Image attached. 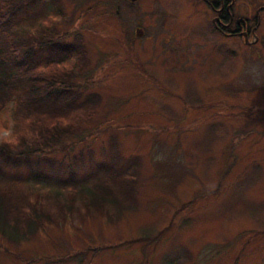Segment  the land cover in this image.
Listing matches in <instances>:
<instances>
[{"label":"rangeland","instance_id":"1","mask_svg":"<svg viewBox=\"0 0 264 264\" xmlns=\"http://www.w3.org/2000/svg\"><path fill=\"white\" fill-rule=\"evenodd\" d=\"M36 10L37 22L50 16L81 32L85 91L101 101L66 147L31 165L0 160L1 188L20 177L13 194L37 202L45 221L28 237L0 232V264H264V12L243 42L186 0H56ZM142 14L143 32L129 39ZM12 124L8 107L0 139ZM133 163L135 189L122 209L107 204L109 215L92 198L58 194Z\"/></svg>","mask_w":264,"mask_h":264},{"label":"trees","instance_id":"2","mask_svg":"<svg viewBox=\"0 0 264 264\" xmlns=\"http://www.w3.org/2000/svg\"><path fill=\"white\" fill-rule=\"evenodd\" d=\"M48 3L56 0H0V115L11 107L13 121L11 139H0L4 165H31L32 156L48 157L66 147L69 144L64 137L74 135L83 122L91 119L101 101L99 93L85 91L92 76L85 70L89 57L81 32L59 27L60 19L50 16L36 21L33 12L37 5ZM137 165L122 170L108 166L103 169L104 178L100 176L88 189L76 186L79 183L72 180V187L63 185L57 192H68L75 199L92 198L94 208L102 216L109 215L106 205L124 207L122 201L129 199L135 189ZM8 180L12 186H0V232L8 230L18 238L22 233L31 236L45 224L42 211L26 194H13V185L20 183V177L9 176ZM186 206L189 203L175 215Z\"/></svg>","mask_w":264,"mask_h":264},{"label":"flooded vegetation","instance_id":"3","mask_svg":"<svg viewBox=\"0 0 264 264\" xmlns=\"http://www.w3.org/2000/svg\"><path fill=\"white\" fill-rule=\"evenodd\" d=\"M186 1L194 2L202 8V10L205 12L203 15L211 23V26L213 25V29H215L216 32L227 38L237 37L243 42H248L251 40L253 32H255V29H257L258 26H260L262 11L264 12V4L253 10V7L250 6L245 0ZM115 5L116 11L118 12L120 4L117 3ZM139 7L137 6L136 8L139 9ZM141 10V12L144 14L150 12L155 15L158 13L157 10ZM138 13L140 12L138 11ZM144 14L136 16L137 20L135 22V26L132 28L134 32L130 35L131 38L128 37L129 39H137L139 37L135 36L143 32L141 22L142 18L145 16ZM147 28H149V26Z\"/></svg>","mask_w":264,"mask_h":264}]
</instances>
